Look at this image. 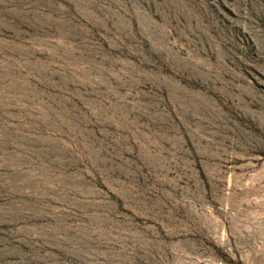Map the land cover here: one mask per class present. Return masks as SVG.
I'll use <instances>...</instances> for the list:
<instances>
[{
    "label": "rangeland",
    "instance_id": "obj_1",
    "mask_svg": "<svg viewBox=\"0 0 264 264\" xmlns=\"http://www.w3.org/2000/svg\"><path fill=\"white\" fill-rule=\"evenodd\" d=\"M0 264H264V0H0Z\"/></svg>",
    "mask_w": 264,
    "mask_h": 264
}]
</instances>
